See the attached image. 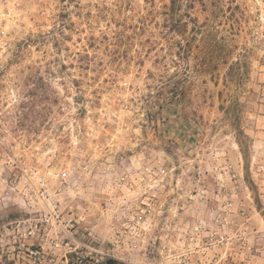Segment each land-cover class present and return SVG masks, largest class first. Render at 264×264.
<instances>
[{"label": "rangeland", "instance_id": "1", "mask_svg": "<svg viewBox=\"0 0 264 264\" xmlns=\"http://www.w3.org/2000/svg\"><path fill=\"white\" fill-rule=\"evenodd\" d=\"M44 189L57 261L264 264V0H0V230Z\"/></svg>", "mask_w": 264, "mask_h": 264}, {"label": "built area", "instance_id": "2", "mask_svg": "<svg viewBox=\"0 0 264 264\" xmlns=\"http://www.w3.org/2000/svg\"><path fill=\"white\" fill-rule=\"evenodd\" d=\"M42 199L48 213L40 217L37 223L25 227L23 222L22 227L18 224L16 227L0 230V264H102V259L92 251L82 250L70 242L64 243L59 255L60 261H57L56 252L60 250L59 246L63 241L60 243L45 238V231L59 222L60 206L48 189L43 190ZM226 207H232V203L226 204ZM28 236L34 238V241L29 243L26 240Z\"/></svg>", "mask_w": 264, "mask_h": 264}, {"label": "trees", "instance_id": "3", "mask_svg": "<svg viewBox=\"0 0 264 264\" xmlns=\"http://www.w3.org/2000/svg\"><path fill=\"white\" fill-rule=\"evenodd\" d=\"M106 264H114V261L112 259L108 260Z\"/></svg>", "mask_w": 264, "mask_h": 264}]
</instances>
